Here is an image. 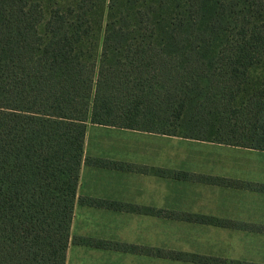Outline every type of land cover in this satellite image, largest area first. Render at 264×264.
<instances>
[{"label":"trees","instance_id":"16d2710c","mask_svg":"<svg viewBox=\"0 0 264 264\" xmlns=\"http://www.w3.org/2000/svg\"><path fill=\"white\" fill-rule=\"evenodd\" d=\"M89 120L264 151V0H0V264H66Z\"/></svg>","mask_w":264,"mask_h":264},{"label":"crops","instance_id":"0c3cea01","mask_svg":"<svg viewBox=\"0 0 264 264\" xmlns=\"http://www.w3.org/2000/svg\"><path fill=\"white\" fill-rule=\"evenodd\" d=\"M105 129L113 130L114 136L105 137L102 135L101 132ZM93 130L96 131L95 136L88 142L87 137L90 136V131L91 133L94 132ZM98 132L99 134H97ZM127 132L132 134L139 133L144 135V137L157 136L164 142H172L169 148L181 151V157L170 162V156L168 155L170 150L167 144L168 151L164 156L165 160L155 163L151 153L148 154L138 150L139 143L147 142L121 136L123 134L126 135ZM186 142L189 143V146L209 144L206 146L209 155L200 156L201 158L209 159L206 161L209 165L207 170H196L194 156L186 157V150L188 152L193 151L189 148L186 149ZM221 144L223 143L107 125L96 124L88 128L84 141L85 154L83 152L66 264H154L155 259L181 262L167 259L169 257L155 256L154 253L148 252V249L158 248L168 251L198 252V247L194 245L197 241V236L192 234L195 232V227L185 229L189 236L191 234L195 238L194 243L188 237L184 245H171L170 241L164 237L159 241H156L154 237L155 221H180V223L187 224L193 222L194 217L191 216L193 213L181 212V214L175 215H155L149 210L154 207L167 212H171L169 209H183L155 204V202L169 200L168 197H164L169 194V190L164 187H169L171 182L183 185L196 183L201 184L205 188H236L264 193V189H262L264 182L237 179L235 180L237 183L232 184L230 180L234 178L231 174L218 173L215 170L208 171V169L215 168L214 164L209 163L211 162L210 159L216 155V153H212L213 150L217 149L216 147L221 146ZM246 149L257 152L262 151L251 148ZM221 154H224V152ZM97 160L102 164H97ZM151 167H157L159 174L150 172ZM211 177L224 178L227 181L224 184H214L206 181L207 178ZM88 198L109 202L112 206L108 204L93 205L88 202ZM219 220L222 222L221 224H215L217 226L202 219L195 220L194 223H200L197 224L198 226L204 225L199 228L202 232V235H200L202 236L200 239L202 243L207 242L210 238L211 241L217 242L215 238L212 239L214 231L210 228L224 227L251 233H264L263 226L249 224L241 220ZM205 225L210 226L207 228ZM162 235H164V230H162ZM75 236L135 245L140 248V251L132 252L79 244L73 240ZM182 239L184 238L182 237L180 241ZM217 243L224 244V241ZM201 251L207 254V249L199 250V252ZM211 251L217 252L212 245Z\"/></svg>","mask_w":264,"mask_h":264},{"label":"rangeland","instance_id":"374dc122","mask_svg":"<svg viewBox=\"0 0 264 264\" xmlns=\"http://www.w3.org/2000/svg\"><path fill=\"white\" fill-rule=\"evenodd\" d=\"M92 125L96 124H93L89 120L86 125V132L87 129ZM93 131L94 132L92 133L90 131V136L87 137L88 142L95 136L94 134L96 131ZM97 134H99V132ZM101 134L105 137H110L114 136V131L111 129H105L103 132H101ZM92 135L93 137H91ZM121 136L133 138L137 141L147 142L139 143L138 150L147 152L148 154L151 153L155 163L163 162L165 160L164 156L167 154L169 145L172 144V142H164L160 140L157 136L144 137V135L139 133L132 134L127 132L126 135L123 134ZM208 145L209 144L189 146V143L186 142V149L189 148L193 150L192 152H188V150H186V157L189 158L190 156H194L196 160V170L204 171L209 167L208 163L206 162L209 159L201 158L202 156L209 155L208 148L206 147ZM216 148L217 149H214L212 153H216L217 156L214 155V157L210 159L211 162L209 163L214 164L215 168L208 169V171L215 170L218 173L222 172L231 174V176L234 178L233 180H230L232 184H236L237 181L235 180L237 179L256 181L259 183L264 182V152H257L255 150H250L243 147L241 148L223 144ZM169 150L170 152L168 155L170 156V162H173L181 157V151L173 150L172 148H169ZM222 152H224V154H221ZM157 169V167H151L150 172L159 174ZM164 188L169 190L168 196H164L168 197L169 200L164 202H155V204L168 205L172 208L176 207L183 209H169L171 212H167L166 210H161L154 207L149 211L155 215H175L181 214V212H191L193 213L191 216L194 217V220L192 219L193 222L187 223L188 225L180 223V221H155V240L159 241L162 239V237H164L170 241L171 245H184V242L188 237H190L191 241L194 243L195 238L191 234L189 236L185 229L195 227V232L192 234L197 236V241L194 245L198 247V252L175 251L180 252V254L188 257V259H178V261L181 262L155 259L154 264H192L190 262L197 264L196 261H189L190 256L193 258H198L200 256L220 258L222 260V263L220 264H232L234 261H246V263L264 264V233H251L233 228L227 229L224 227L210 228L214 231V236L212 239L215 238L217 242L224 241V244L211 241V238L207 242L202 243L200 241L202 237L200 235H202V232L199 230V228H202L204 225L198 226L197 224L200 223H194L195 220L202 219L215 225L219 223L221 224L222 221L219 219H228L235 221L241 220L249 224L263 226L264 228V193L236 188H205L201 184L196 183L183 185L181 183L171 182L169 187ZM205 226L208 228L210 225ZM162 230H164V235H162ZM182 237L184 239L180 241ZM211 245L215 250H217V252L214 253L211 251ZM203 249H207V254L204 253V251L199 252V250ZM149 250L155 252V250L162 249L154 248L148 249V251ZM163 251L168 252V250Z\"/></svg>","mask_w":264,"mask_h":264}]
</instances>
